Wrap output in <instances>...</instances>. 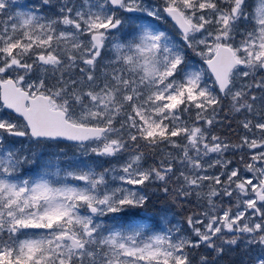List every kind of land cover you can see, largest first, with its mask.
<instances>
[{
  "label": "snow or ice",
  "instance_id": "6c2138e0",
  "mask_svg": "<svg viewBox=\"0 0 264 264\" xmlns=\"http://www.w3.org/2000/svg\"><path fill=\"white\" fill-rule=\"evenodd\" d=\"M0 264H264V0H0Z\"/></svg>",
  "mask_w": 264,
  "mask_h": 264
},
{
  "label": "rangeland",
  "instance_id": "374dc122",
  "mask_svg": "<svg viewBox=\"0 0 264 264\" xmlns=\"http://www.w3.org/2000/svg\"><path fill=\"white\" fill-rule=\"evenodd\" d=\"M25 2H32V0H17V3H19V4H24ZM165 27H170V25H165ZM195 59L198 60V57L195 58ZM233 127L235 128V124L233 125ZM215 131H217L218 133H221V134H225V135L227 134L222 127H218L217 129H215ZM63 147H65V150L69 153V155H71L75 151V149L73 147H71V145H70V147H66V146H63ZM45 150L53 151L54 149L51 148V147H47V148L46 147H38V148H36V151H38V152H42V151H45ZM228 155H229V157H231V153H229ZM235 159H238V156L235 157ZM162 204H163L162 202H159L157 204L158 209L156 211H154V212H150L149 213L146 210H141V215L145 217V222L146 223H149V219H150L151 223L154 222V223H156L158 225L156 230H160L161 228L170 227L173 224L181 223V221H183V219H182L183 218V213L181 212V209L178 208V207L173 206L172 210L170 212H168V221L170 223L164 222L162 220L161 212H160V209L164 207V205H162ZM178 212H180V214H177ZM175 218L178 219L179 221L175 220Z\"/></svg>",
  "mask_w": 264,
  "mask_h": 264
},
{
  "label": "trees",
  "instance_id": "16d2710c",
  "mask_svg": "<svg viewBox=\"0 0 264 264\" xmlns=\"http://www.w3.org/2000/svg\"><path fill=\"white\" fill-rule=\"evenodd\" d=\"M63 145V143H61V146ZM63 147V146H62ZM158 204V203H157ZM157 204L155 205V206H150L147 210H150V209H153L154 208V210L156 211L157 209H158V207H157ZM163 205V204H162ZM186 208H188L189 210H191L190 208H191V206H189V205H186ZM154 212V211H153ZM177 212V211H176ZM177 214H180V212H178ZM183 219V218H182ZM175 220H177V221H179L178 219H176L175 218ZM181 221V220H180ZM148 222V221H147ZM182 222V221H181ZM149 223H151L150 221H149Z\"/></svg>",
  "mask_w": 264,
  "mask_h": 264
}]
</instances>
